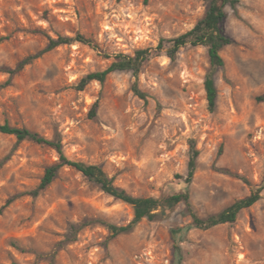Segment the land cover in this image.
I'll list each match as a JSON object with an SVG mask.
<instances>
[{"label":"rangeland","instance_id":"rangeland-1","mask_svg":"<svg viewBox=\"0 0 264 264\" xmlns=\"http://www.w3.org/2000/svg\"><path fill=\"white\" fill-rule=\"evenodd\" d=\"M206 8L204 0H0V67H15L59 35L82 34L95 45L55 46L11 79L0 70V123L59 138L67 157L99 164L133 195L184 189L193 143L198 156L188 188L200 217L262 187L233 223L192 227L180 203L111 236L101 221L127 224L129 204L69 166L30 195L58 154L0 133V264H173L175 228H182L180 264H264V100L257 99L264 95V0L226 7L221 29L231 43L220 51L212 112L203 86L206 48L187 44L173 60L156 49L160 39L190 29ZM139 48L152 55L137 77L114 71L103 83L76 88L114 53ZM135 80L145 99L134 94Z\"/></svg>","mask_w":264,"mask_h":264},{"label":"trees","instance_id":"trees-1","mask_svg":"<svg viewBox=\"0 0 264 264\" xmlns=\"http://www.w3.org/2000/svg\"><path fill=\"white\" fill-rule=\"evenodd\" d=\"M204 1L207 2V8L203 16L199 18L187 31L168 39H160L156 45V49H164L166 56L173 60L179 49L187 44L191 46H203L206 48L209 69L204 76L203 86L207 101V108L212 112L217 106L218 90L216 85V72L224 66V59L220 54V51L224 46L231 43V38L222 31L221 23L227 17L226 7L230 6L235 8L239 0ZM73 41L87 44L89 46H95L90 38L82 34H76L75 36L59 35L56 38H49L47 45L40 51L24 56L17 62L15 67L11 68L1 66L0 70L6 72L9 79H11L16 73L23 69L25 65L31 63L44 52L60 44H68ZM151 55L152 50L150 48L136 49L132 55L123 52L114 53L112 55V61L104 69L86 73L80 78L76 88L82 90L90 81L93 80L103 83L107 75L114 71H129L134 77H137L142 64ZM132 90L134 94L145 99L146 93L141 91L136 80L132 84ZM257 99L264 100V95L258 96ZM97 108L98 100L94 101L91 106V116L96 114ZM0 133L14 135L17 142L22 140H32L36 143L50 146L58 154L57 160L44 168V172L38 186L29 192L30 195L37 196L40 191L50 185L61 167L69 166L79 171L90 182L96 184L103 192L129 204L132 207L133 216L127 224L116 225L101 221V223L104 224L110 231L111 236L131 231L143 219L153 220L155 218L162 217L166 214L167 210L173 209L180 203H184L187 206V210L189 211V215L191 217L190 225L192 227L207 229L219 224L233 223L242 209L250 207L261 197L262 187H258L252 190L247 196L232 202L219 212L207 215L206 217H200L191 208L190 193L188 188V185L194 176L198 156V150L193 143H190V156L187 162L186 177L184 178V182L186 183L185 188L178 192L162 194L155 197L133 195L124 188L115 185L113 179L105 173L99 164L86 163L67 157L59 138H46L29 128L13 126L7 122L0 123ZM181 230L182 228H175L171 231V236L174 241L173 249L175 254L173 264H180L182 260L179 242L183 238L182 235L179 237Z\"/></svg>","mask_w":264,"mask_h":264}]
</instances>
